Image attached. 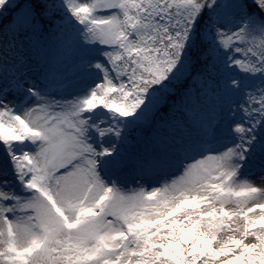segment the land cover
<instances>
[{"label":"snow or ice","instance_id":"snow-or-ice-1","mask_svg":"<svg viewBox=\"0 0 264 264\" xmlns=\"http://www.w3.org/2000/svg\"><path fill=\"white\" fill-rule=\"evenodd\" d=\"M0 264H264V0H0Z\"/></svg>","mask_w":264,"mask_h":264}]
</instances>
